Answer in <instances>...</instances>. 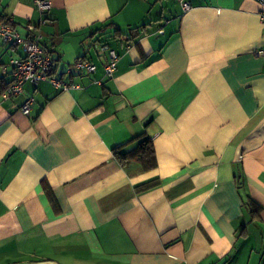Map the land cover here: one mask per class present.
<instances>
[{"label": "crops", "instance_id": "0c3cea01", "mask_svg": "<svg viewBox=\"0 0 264 264\" xmlns=\"http://www.w3.org/2000/svg\"><path fill=\"white\" fill-rule=\"evenodd\" d=\"M50 1L0 0L22 37L40 31L53 75L80 86L0 92V264H264V7ZM105 25L139 29L109 42L110 78L93 46ZM21 53L0 40L3 83ZM81 58L95 72L65 74ZM140 135L154 167L122 166L113 149Z\"/></svg>", "mask_w": 264, "mask_h": 264}, {"label": "built area", "instance_id": "2783aa9c", "mask_svg": "<svg viewBox=\"0 0 264 264\" xmlns=\"http://www.w3.org/2000/svg\"><path fill=\"white\" fill-rule=\"evenodd\" d=\"M258 3L264 7V0H257ZM37 9L42 12H48L52 3L50 0H35ZM191 6L189 0H182L181 7L184 11L188 10ZM259 17L264 22V11L259 12ZM45 20L41 19L40 24H44ZM162 32V31H160ZM41 33L34 30L29 37H22L13 27L12 21L7 17H0V40L8 43L12 47L21 46L22 53L20 56L12 57L8 65L11 67V80L6 87L8 96H19L23 94L24 85L31 83L36 86L40 82H48L60 91H69L71 89H78V84L65 82L61 78L53 75L55 60L45 51L40 43ZM94 49L105 55L104 58V73L105 76L110 78L116 69V63L119 59V54L110 46L95 41L93 43ZM131 45L126 44L129 49ZM257 56H264V49L258 48L254 50ZM96 65L87 59H78L70 64L65 69V74H91L94 73ZM5 70V67H3ZM34 102L33 95H29L20 106L23 114L29 113L30 107Z\"/></svg>", "mask_w": 264, "mask_h": 264}, {"label": "trees", "instance_id": "16d2710c", "mask_svg": "<svg viewBox=\"0 0 264 264\" xmlns=\"http://www.w3.org/2000/svg\"><path fill=\"white\" fill-rule=\"evenodd\" d=\"M0 17L5 16L0 14ZM108 26L109 25H105L98 30L100 31V34L96 40L99 43L106 44L108 46H110V41H120L124 36L130 38L131 36L134 37L139 31L138 28H131L128 30V32L124 33L116 27L108 29ZM101 37H103V39H100ZM8 83H3V81L0 80V92L5 85L7 87ZM135 141V146L129 150H123L122 147L113 149V153L117 160L122 166L127 165L131 161H136L143 169H150L154 167L155 155L150 138H148L146 135H140L139 137L135 138Z\"/></svg>", "mask_w": 264, "mask_h": 264}]
</instances>
